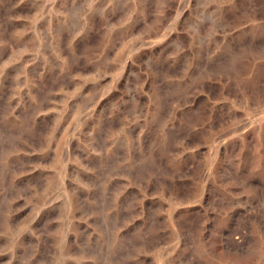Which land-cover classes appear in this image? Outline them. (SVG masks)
I'll list each match as a JSON object with an SVG mask.
<instances>
[{"label":"rangeland","instance_id":"1","mask_svg":"<svg viewBox=\"0 0 264 264\" xmlns=\"http://www.w3.org/2000/svg\"><path fill=\"white\" fill-rule=\"evenodd\" d=\"M0 264H264V0H0Z\"/></svg>","mask_w":264,"mask_h":264}]
</instances>
